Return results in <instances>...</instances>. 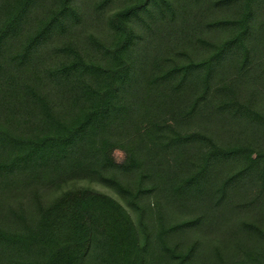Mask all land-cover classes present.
Here are the masks:
<instances>
[{
    "label": "trees",
    "instance_id": "1",
    "mask_svg": "<svg viewBox=\"0 0 264 264\" xmlns=\"http://www.w3.org/2000/svg\"><path fill=\"white\" fill-rule=\"evenodd\" d=\"M0 264H264V0H0Z\"/></svg>",
    "mask_w": 264,
    "mask_h": 264
},
{
    "label": "rangeland",
    "instance_id": "2",
    "mask_svg": "<svg viewBox=\"0 0 264 264\" xmlns=\"http://www.w3.org/2000/svg\"><path fill=\"white\" fill-rule=\"evenodd\" d=\"M116 157L117 158H120L121 157V154L119 152H116Z\"/></svg>",
    "mask_w": 264,
    "mask_h": 264
}]
</instances>
